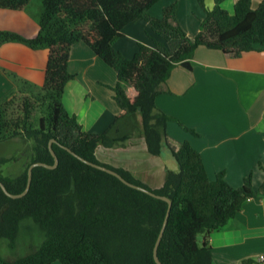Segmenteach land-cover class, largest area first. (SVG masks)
<instances>
[{
  "label": "trees",
  "instance_id": "obj_1",
  "mask_svg": "<svg viewBox=\"0 0 264 264\" xmlns=\"http://www.w3.org/2000/svg\"><path fill=\"white\" fill-rule=\"evenodd\" d=\"M33 1L0 0V8L22 10ZM38 1L35 17L40 29L35 36L0 29V45L15 41L33 49H49L44 84L34 100L27 95L18 103L14 97L0 102V142L15 140L27 146V163L22 170L16 175L0 171V179L10 192H23L32 163L55 162L51 140L59 163L55 168L34 167L30 188L22 197L12 198L0 186V241L6 240L5 246L13 255H0V261L157 264L154 246L168 203L86 163L68 147L86 160L112 168L127 180L172 199L158 248L162 264H213L212 247L207 240L201 243L198 235L208 236L224 227L247 199L264 196V182L255 189L249 175L235 187L224 171L211 179L200 151L188 140L172 146L167 126L175 120L186 131L199 135L197 130L161 109L156 97L171 93L168 79L176 66L192 69L199 46L220 49L233 57L263 49L264 1L254 7L252 0H236L234 13H229L221 5L224 0H214L211 9L205 0H197L205 14L194 38L180 22L177 2L155 17L150 11L161 0ZM141 19L164 41L155 39L153 46L140 43L137 52L127 57L114 44L128 24ZM81 41L117 73L118 82L112 89L121 111L101 133L84 130L63 103L65 87L75 77L68 69L70 51ZM10 76L15 82L23 81L15 73ZM125 84L132 87L131 94ZM139 117L148 151L158 155L167 147L179 165V171H169L159 188L149 187L129 170L102 162L96 155L100 144L112 147L129 140L139 129ZM9 160L3 157L0 163ZM21 244L27 246L26 253L16 255ZM243 264H253V260Z\"/></svg>",
  "mask_w": 264,
  "mask_h": 264
},
{
  "label": "crops",
  "instance_id": "obj_2",
  "mask_svg": "<svg viewBox=\"0 0 264 264\" xmlns=\"http://www.w3.org/2000/svg\"><path fill=\"white\" fill-rule=\"evenodd\" d=\"M190 1L192 7L187 9L184 0H161L150 13L161 17L164 7L177 2L180 22L194 38L205 13L197 0ZM235 1L224 0L221 5L234 13ZM262 1L252 0L253 6L258 7ZM205 5L211 9L214 0H205ZM36 11L30 6L22 10L0 8V29L33 37L40 29ZM123 33L114 46L127 57L137 52L140 43L153 46L155 39L164 41L142 19L128 24ZM48 56V48L33 49L15 41L1 44L0 102L16 92L23 94L27 88L39 90L44 84ZM192 66H176L168 79L171 93L156 97L161 109L199 133L186 131L171 120L167 126L170 144L180 146L188 140L200 151L211 179L224 171L227 181L239 187L251 175L253 187L259 189L264 182V48L233 57L220 49L199 46ZM68 69L75 77L65 87V107L76 115L84 130L105 131L121 111L112 89L118 82L116 71L82 41L71 48ZM10 73L29 82L30 87L15 82ZM124 86L131 94L132 87ZM138 125L125 143L112 147L100 144L96 155L102 162L129 170L149 187L159 188L169 171H179V165L167 147L161 154H151L140 117ZM204 240L212 247L213 264H243L247 259L264 264V196L247 199L224 227L202 235L200 242Z\"/></svg>",
  "mask_w": 264,
  "mask_h": 264
},
{
  "label": "rangeland",
  "instance_id": "obj_3",
  "mask_svg": "<svg viewBox=\"0 0 264 264\" xmlns=\"http://www.w3.org/2000/svg\"><path fill=\"white\" fill-rule=\"evenodd\" d=\"M164 1L169 2V0H164ZM186 3H187V5H186ZM183 4H184V6H187V9H190V7H192L190 0H184ZM37 6H40V2L38 0L33 1L30 8H33V10L36 11V10L39 9ZM195 13H194V15H195ZM22 82H24V86L25 87H30V85H31L29 82L27 84V82L25 80H23ZM19 83H21V82H19ZM38 92H39L38 89L27 88L23 94H18L16 92L11 97H14V99L18 103L27 95L35 97L36 94H38ZM34 97H33V100H34ZM37 113H36V115H37ZM26 151H27V146L25 144H22L20 142L15 141V140L14 141L11 140V141H6V142H0V160L3 157L10 159L5 164L0 163V171L2 173L4 172L5 174H7V173H10L12 175L18 174L19 171L22 170V167H24V165L27 163L26 154H25ZM15 156H17L18 159H16ZM201 236H202L201 234L198 235V239L199 240H201ZM5 243H6V240H1L0 241V244H3V246L0 247V255L5 257V258L12 257L13 255L9 252V250H7V248L5 246ZM26 248H27V246L25 247V245H23V244L19 245L15 249L16 250V255L25 254L26 253Z\"/></svg>",
  "mask_w": 264,
  "mask_h": 264
},
{
  "label": "water",
  "instance_id": "obj_4",
  "mask_svg": "<svg viewBox=\"0 0 264 264\" xmlns=\"http://www.w3.org/2000/svg\"><path fill=\"white\" fill-rule=\"evenodd\" d=\"M52 143H53V140L50 141V144H49V147H50V150H51V153L53 154L54 156V159H55V162L53 164H48V163H45V162H34L32 163L29 168H28V181H27V186H26V189L21 192V193H18V194H15V193H12L10 192L6 185L3 183V181L0 179V186L1 188L3 189V191L10 197L12 198H18V197H22L24 196L29 188H30V185H31V181H32V175H33V168L36 167V166H44V167H47V168H55L57 167L58 163H59V159H58V156L56 154V152L54 151L53 149V146H52ZM68 151H70L72 154L76 155L78 158H80L81 160L85 161L86 163L96 167V168H99V169H102L104 171H107L113 175H115L116 177H118L122 182H124L125 184L133 187V188H136V189H139V190H142L152 196H155V197H158V198H161L163 200H165L167 203H168V209H167V212H166V216H165V219L163 221V224H162V227H161V230L159 232V235H158V238L156 240V243H155V246H154V258L157 262V264H162V262L160 261L159 257H158V248H159V245L161 243V240L163 238V235H164V232H165V229H166V226H167V223H168V219H169V216H170V212H171V208H172V199L169 197V196H166V195H161V194H157L156 192L152 191V190H149L141 185H138V184H135L129 180H127L123 175H121L118 171L112 169V168H109L105 165H102V164H96V163H93L89 160H86L85 158H83L82 156L78 155L77 153H75L73 150H71L70 148L66 147Z\"/></svg>",
  "mask_w": 264,
  "mask_h": 264
},
{
  "label": "built area",
  "instance_id": "obj_5",
  "mask_svg": "<svg viewBox=\"0 0 264 264\" xmlns=\"http://www.w3.org/2000/svg\"><path fill=\"white\" fill-rule=\"evenodd\" d=\"M264 258V256H261V259H263Z\"/></svg>",
  "mask_w": 264,
  "mask_h": 264
}]
</instances>
